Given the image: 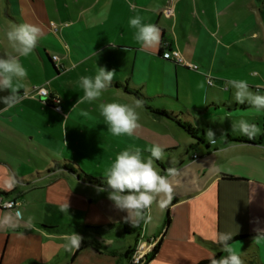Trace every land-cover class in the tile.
Masks as SVG:
<instances>
[{"label":"crops","instance_id":"1","mask_svg":"<svg viewBox=\"0 0 264 264\" xmlns=\"http://www.w3.org/2000/svg\"><path fill=\"white\" fill-rule=\"evenodd\" d=\"M167 9L170 15L165 14ZM137 15L160 28L158 50L144 51L134 39L135 29L129 20ZM22 23L35 24L43 32L27 57L18 56L6 39V32ZM165 43L168 50L179 51L204 75L163 58ZM242 54L250 61H262L264 0H0V56L17 55L28 73L17 84L20 101L10 108L0 103V199L14 201L24 216L15 227L0 228V264H127L122 255L128 248L157 236H162L158 250L147 264H199L227 255L214 239L217 233L264 235V147L225 144L227 139L244 137L238 131L214 143L200 132L204 142L193 140L192 153L161 165L165 170H179L174 198L163 210L153 203L147 213L151 219L135 227L120 219L115 206L107 201L75 193V179L88 187L97 186L68 170L86 171L81 165L85 154L107 155L102 143L115 149L116 141L133 147L134 140L138 145L134 147L146 149L150 147L146 142L149 135L161 141L149 129L157 125L159 117L152 111L149 115L148 105L163 99L177 103L178 79L188 73L196 75L198 85L203 84L201 103L207 109L225 106L233 109L232 115L227 114L231 118L258 122L261 116L252 112H235L249 105L237 104L226 83L246 80L254 93L263 87L260 73L251 74L249 80L228 72L245 65ZM98 68L115 72L111 86L100 99L77 103L84 95L80 77H94ZM205 77L212 79L211 86ZM36 87L46 88L60 101V113L37 96H24ZM209 90L227 91L229 98H208ZM8 94L0 91V97ZM134 99L144 101L137 110L141 128L132 137H114L99 115V105L132 104ZM169 114L191 118L187 109ZM161 147L168 153L180 144ZM148 155L145 151L144 156ZM9 176L17 181L11 190L4 187ZM66 203L74 216L70 223L58 224L57 219L67 216L68 210L60 212ZM8 212L13 211L0 208V216ZM30 216L33 221L28 225L25 221ZM112 220L115 223H110ZM42 226L57 231L48 232ZM83 227H105L107 232L84 231ZM73 232L88 241L78 253L63 247ZM112 236H133L134 243L130 245L127 239L126 247L107 249L105 245L114 244ZM231 247L244 264H264V238L251 237Z\"/></svg>","mask_w":264,"mask_h":264},{"label":"clouds","instance_id":"2","mask_svg":"<svg viewBox=\"0 0 264 264\" xmlns=\"http://www.w3.org/2000/svg\"><path fill=\"white\" fill-rule=\"evenodd\" d=\"M129 26L135 29L134 39L139 43L144 51L158 50L161 43L160 28L151 23L144 22V19L137 15L130 18ZM42 29L30 23L13 25L6 32V39L11 48L18 56L27 57L37 47L39 39L42 37ZM17 55L0 56V91H7V96L0 97V103L6 108L13 107L21 99L17 90L19 81L24 80L28 73L21 64ZM114 71H107L105 68H98L95 76L80 77L79 84L83 89V97L77 103L94 102L102 96L113 81ZM227 85L234 89V100L237 104L247 103L257 113L264 110V95H259L250 90L249 83L243 79L228 80ZM203 87V84L199 85ZM76 103V104H77ZM144 101L134 99L132 104L110 102L99 105V115L107 125L108 132L114 137H132L141 128L139 123L140 115L137 111L142 108ZM232 131H238L249 139L257 136L261 129L254 123H249L245 119H240L231 125ZM206 139L210 143L215 142V133L209 129L206 132ZM148 152L147 157L144 152ZM164 149L158 145L141 149L140 147H130L116 156L110 167L106 170V188L97 187V192L108 191V199L113 202L116 209L126 212L125 222H130L133 227L138 226L142 221L147 223L151 216L147 215L153 203L158 207L166 209L174 198V182L179 176V170L169 167L165 174H161L155 166V162L164 158ZM17 185L14 177L9 176L4 181V187L11 190ZM10 207V205H6ZM68 203L62 207V211L68 210ZM24 221L23 212L17 208L15 212H8L0 216V228L15 227L19 222ZM33 217H28L25 221L31 225ZM214 239L219 243L227 255H222L218 259L213 256L210 264H244L240 255L237 254L229 242L233 239L230 232L217 233ZM83 238L74 232L66 237L63 245L66 251L78 249Z\"/></svg>","mask_w":264,"mask_h":264},{"label":"rangeland","instance_id":"3","mask_svg":"<svg viewBox=\"0 0 264 264\" xmlns=\"http://www.w3.org/2000/svg\"><path fill=\"white\" fill-rule=\"evenodd\" d=\"M241 52V51H240ZM239 52V53H240ZM243 62H245V65L240 64L238 67L229 69V73L241 75L244 77V79H250L251 74L253 73H260L264 77V55L261 56L262 61L257 60H249V58L242 54ZM236 62H239L237 59H235ZM198 74L204 75L201 71H198ZM196 75L193 73H188L185 75V78L182 76L180 79H178V91H179V101L177 103L173 101H167V100H158L154 101L153 103H149L148 113L151 115V111L153 113H182L186 109L188 113L191 115V118H186L184 116H177L178 123L171 122L164 117L160 115H156L159 117L157 120V125L149 126V129L157 133V137L159 136L161 139H153L149 135L146 139V142L148 146H152L153 144H158L160 146H163L164 148H171V146H174V144L177 142L180 144V150L176 151L174 153H165L164 158L156 161L155 166L161 173V165L165 164H171L175 161V159L179 156H183L184 152L187 151V155L190 154V147L194 145L193 138L188 135L186 132L183 131L180 125L183 126H189V128L196 129L195 132L197 134V137H202L200 132H204L206 134L207 130L211 129L215 133V140L218 142H223L224 136L226 134H229V132H232L231 125L235 122H238L241 118H231L227 114L232 115L234 112H232L233 109H227V107H218V109H215L211 107L210 109H207L201 102L203 100V92L204 89L199 87L198 82L195 81ZM213 77V76H212ZM172 89L175 91V83L172 81ZM231 87V86H230ZM200 88V90H199ZM215 91V90H214ZM209 90L208 91V98L214 95L216 97L217 101L219 100H227L229 98V94L227 91H218L217 93ZM231 97L234 99V89L232 88L231 91ZM186 108V109H184ZM207 109V110H205ZM201 112V113H199ZM237 113H242L240 109L238 111H235ZM252 112L253 114H260L261 119L257 122L255 119L247 120L246 118H242L247 120L249 123L256 124L260 129L261 132L255 136L258 137L264 132L262 131L264 128V110L257 113L253 108L246 110L244 113ZM155 115V114H154ZM227 115V117L225 116ZM176 117V118H177ZM234 117V116H233ZM255 140V138H253ZM134 146L136 145V141H131ZM118 143V144H117ZM163 143V145H162ZM137 144H139V141H137ZM104 145V146H103ZM116 148L111 149L105 146L104 143L101 144V147L105 150L106 154L104 155L101 152H98L96 154H91L87 157V154L81 158V165L86 170L84 173L87 176H90L92 178L98 179L103 178L105 179L104 175L106 170L110 167L112 162L115 159V156L119 153V151H123L127 148H130V146H126V144L116 141L115 143ZM106 147V148H105ZM114 147V145H113ZM116 150V151H115ZM200 151V150H198ZM146 157V156H145ZM170 160V161H169ZM72 190L77 193L78 195L92 199L93 201H107L111 205L114 206L113 202L108 199V193L107 192H97L96 188L90 186L82 185L81 183H77L76 179L74 181V184H72ZM72 209H68L67 216L60 217L58 220V224H64L67 222H71V218H73V212ZM117 211V214L119 217L122 216L120 219H124V215L122 211L118 209H113ZM61 213L64 211L60 210ZM73 215V216H72ZM80 215V214H79ZM110 219H113L110 217ZM110 223H115V220L110 221ZM118 225L114 226L115 229ZM114 237L115 241L112 245H105L107 249L110 248H122L127 246V239L130 240V245L134 243V237L128 236L123 238L118 236H112Z\"/></svg>","mask_w":264,"mask_h":264},{"label":"trees","instance_id":"4","mask_svg":"<svg viewBox=\"0 0 264 264\" xmlns=\"http://www.w3.org/2000/svg\"><path fill=\"white\" fill-rule=\"evenodd\" d=\"M162 51V49H161ZM159 55H160V52H159ZM257 94L259 95H264V85L261 89H258L256 90ZM51 105V104H50ZM49 105V106H50ZM220 107H225V106H220ZM241 111H243V113L246 111V110H249L251 109V106H247V107H242V108H239ZM241 113V112H240ZM155 115H160L162 117H165V118H168L170 120H173L175 122L178 123V119L176 118V116H174L173 114H166V113H154ZM257 116H261L260 114H255ZM184 117L187 118V116L183 115ZM181 128L183 129L184 132H186L188 135H190L193 140H195L197 142V144L199 143H203L204 141L202 140V137H197V134L195 132L196 129L194 128H189V126H183V125H180ZM264 132V128L262 130ZM202 136V134H201ZM225 144H252V145H257V146H263L264 147V133L261 134L260 136H258L257 138H255V140L252 138V139H249L247 136L244 135V137H240V138H233V139H227L225 140ZM180 150V147L178 148H174V149H171L169 151H167L168 153H172V152H176V151H179ZM190 150V153H192L194 151V149H189ZM166 152V151H165ZM187 154V151L184 152V155ZM194 155V154H193ZM70 172L74 173V174H77V177L81 180V181H84V182H87L89 184H92V185H95L97 187H101V188H106V178L103 179V178H98V179H95V178H92L90 176H87L83 171H81V169H78V172H74L72 171L71 169H68ZM162 170H165V169H162ZM3 196H6L7 194L5 193H2ZM168 223V221H166V224ZM42 228H44L46 231L48 232H56L57 231V228L56 227H45V226H42ZM84 231H92V232H99V233H105L107 231H105V227H83ZM251 237H254V238H264V235H253V236H249V235H237V236H234L233 239L229 242V244H234L238 241H241V240H246V239H249ZM160 242V241H159ZM88 246V241L86 240H82V244L81 246L76 249V253L80 252L81 250H83L85 247ZM158 246H159V243L157 244V246L154 248V250L152 251V253L148 256L147 258V261H146V264L153 259L154 255L156 254L157 250H158ZM218 247L219 248H222V246L218 243ZM135 247L133 248H128L124 254L122 255V257L125 259V260H129L130 258V255L133 253ZM217 258V257H216ZM199 264H210V260L209 261H203Z\"/></svg>","mask_w":264,"mask_h":264},{"label":"built area","instance_id":"5","mask_svg":"<svg viewBox=\"0 0 264 264\" xmlns=\"http://www.w3.org/2000/svg\"><path fill=\"white\" fill-rule=\"evenodd\" d=\"M166 15L171 14V10L167 9L165 10ZM51 28L56 31V27L53 23H51ZM164 52L162 53L163 58L166 60H169L173 62L176 65H179L181 67H184L190 71L193 72H198L199 68L196 64L190 62L187 60L179 51L177 50H168V44H164ZM53 61L57 60V57L52 58ZM206 78V83L207 85L211 86L212 85V79L210 77H205ZM25 97H34L37 96L43 103L46 105H50L53 107V109L60 113L61 112V106H60V101L55 98L50 96L48 90L44 87H36L33 89L32 94L30 95H24ZM196 155H193V158H196ZM6 205H10V207H6ZM0 208L3 210H10L15 212L16 210V203L14 201H3L0 199ZM162 236H157V237H151L146 241H140L138 244L135 246V249L133 253L130 255V258L127 262V264H146L148 256L152 253L154 248L157 246L159 241L161 240Z\"/></svg>","mask_w":264,"mask_h":264}]
</instances>
